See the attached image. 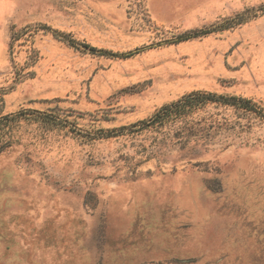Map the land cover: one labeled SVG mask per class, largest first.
Listing matches in <instances>:
<instances>
[{"label":"rangeland","instance_id":"374dc122","mask_svg":"<svg viewBox=\"0 0 264 264\" xmlns=\"http://www.w3.org/2000/svg\"><path fill=\"white\" fill-rule=\"evenodd\" d=\"M263 5L0 0V264H264Z\"/></svg>","mask_w":264,"mask_h":264},{"label":"trees","instance_id":"16d2710c","mask_svg":"<svg viewBox=\"0 0 264 264\" xmlns=\"http://www.w3.org/2000/svg\"><path fill=\"white\" fill-rule=\"evenodd\" d=\"M260 13L264 14V5L259 8ZM249 18H246L245 15L237 16L231 20V24L239 25L248 21ZM203 33V32H199ZM197 32H189L180 37L181 40H189L195 35H199ZM86 48H89L91 51L107 54V51L99 50L95 47L86 44ZM133 54H122V57H131ZM213 104H222L236 107L247 112H254L256 109L255 103L249 99H245L237 96H222L214 93H203V92H193L191 94L185 95L182 98L178 99L175 102L167 104L160 108L153 117L148 121V125H165L171 121L187 118L194 114L195 112L206 108L209 105ZM12 119L0 118V144L3 138L4 131L8 127V122ZM60 123V122H59ZM145 123V122H144ZM57 124V123H56ZM2 146H0V150Z\"/></svg>","mask_w":264,"mask_h":264}]
</instances>
